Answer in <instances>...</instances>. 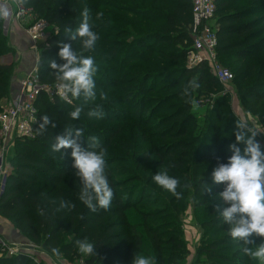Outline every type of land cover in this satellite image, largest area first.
Returning <instances> with one entry per match:
<instances>
[{"label": "trees", "instance_id": "1", "mask_svg": "<svg viewBox=\"0 0 264 264\" xmlns=\"http://www.w3.org/2000/svg\"><path fill=\"white\" fill-rule=\"evenodd\" d=\"M242 1L247 0H215V19L218 26L216 51L221 65L229 60H234L237 64L246 60L254 61L255 65L262 61L263 73L258 80L260 82L245 87L246 74L236 71L238 75L235 76L236 84L240 85L244 96L260 104L264 102V17H254L261 11L264 12V0H255L254 5L242 10L234 9V3ZM82 2L85 0H26L24 3L26 7L34 9L37 19L45 20L53 27L52 33L48 32L46 47L38 60V71L44 84L46 80L57 82L53 70L49 67V61L63 63L58 56L60 44L72 43L74 48L80 42L71 41L65 33V28L75 29L79 26L82 20L83 10H79ZM96 2L98 5L89 9L93 15L89 20L98 25L95 28L98 35L97 46L90 53L84 54L92 56L97 66L94 76L95 91L102 89L103 92L114 95L123 94L124 89L130 88L127 94L130 95L128 98H131L128 102L130 106L123 113L124 117H134L137 116L133 113L136 106H140L141 113L145 112L143 100L135 98L166 93V88H147L152 78L149 74L152 75L154 69L156 72H159V69L167 70L162 76L168 79L166 85L169 87L171 84H177L173 88V94L156 106L154 115L164 111L171 112L164 121L145 130L143 136L151 138L155 135V139L159 138V141L154 139L152 142L155 157L158 159L157 164H153L156 170L167 165L166 159L175 162L174 164H182L181 155L188 151L192 153L182 158L185 162H189V157L193 160L190 162L192 165L186 178L195 189L192 200L204 205L209 199L219 196L223 190L222 184L213 183L211 173L218 163H226L232 152L230 149L222 151L223 146L219 144L220 137L218 127L216 128L217 123H220L217 119L218 112L208 117L207 125L198 128L202 132L200 135L194 132L192 105L183 95L185 87L193 78L200 84L195 92L212 90L220 83L207 63L193 68L185 67L192 45L191 0ZM110 2H115L116 5L112 6ZM119 2L126 3L120 6L117 5ZM105 7H115L117 14L97 16ZM114 22L115 27H111ZM140 23L149 28L146 33L140 28ZM136 29L143 33L135 34ZM102 30L107 32L99 34ZM130 37L133 38L132 43H128ZM152 44L154 48H151ZM140 50L148 56L141 55ZM7 57L16 62L4 60ZM18 58V51L10 44L5 19H0V113L6 108L3 102L12 99ZM172 65L181 67L179 73L169 70ZM104 84L108 85L107 88ZM46 96L41 94L36 102L37 122L32 126V136H17L15 139L14 155L10 159L12 169L8 172L0 196V215L8 219L22 237L49 253H52V248H58L59 253L71 261L81 260L85 264H131L134 253H141L154 257L156 264H181L185 257L180 241L174 236H167V223L173 214L170 209L176 210L173 203L177 198L154 183V186H150L148 181H138L139 177L132 178L128 175L138 169L140 162L127 161L128 147H124L125 156L124 153L121 156L116 152L121 132L120 121L115 131L103 127L106 120H114L113 115L117 116L118 111L106 104L91 103L84 106L79 119L73 120L69 113L84 103L83 98L69 104L59 96L52 99ZM97 106H100L103 112L106 111L102 119L88 115V112ZM45 114L56 127L49 125L47 130L40 134L38 126ZM122 117L123 115L120 119H123ZM136 120L141 122V117L137 116ZM167 123L171 125L165 129ZM65 127L84 130V136L78 141L82 147L87 149L91 143L90 138L95 136L100 146L106 149V175L114 191V198L108 209L97 208L93 212L79 200L80 181L74 175L72 150L63 149L60 153L52 151L55 137L64 134ZM210 134L213 136L210 137ZM144 161L149 163L150 158L146 155ZM196 163H201V167L198 168ZM178 168L181 167L177 165L172 171L182 176L176 170ZM178 180L180 182L181 178ZM145 182L147 185H144ZM128 184L131 186H127ZM204 184L211 186V192L202 191ZM177 191H180L179 187ZM61 200L74 204L75 208H61ZM223 206L227 205L223 203ZM220 223L216 229L223 235L210 241L204 248L207 258L204 264H264L258 259L244 255L241 243L229 236V226L224 220ZM173 232L180 235L176 226L173 227ZM84 238L94 243L95 254L82 255L78 252L75 241ZM253 239L257 245L264 243V238ZM0 264L36 263L24 254H19L12 258L0 259Z\"/></svg>", "mask_w": 264, "mask_h": 264}, {"label": "rangeland", "instance_id": "2", "mask_svg": "<svg viewBox=\"0 0 264 264\" xmlns=\"http://www.w3.org/2000/svg\"><path fill=\"white\" fill-rule=\"evenodd\" d=\"M114 3V4H113ZM126 2H119L117 5H123ZM112 6L116 5L115 2H110ZM255 4V0H247L242 1L239 3H234L233 7L234 9H245ZM98 5V2L96 0H85V2H82V7L79 9L84 10L85 8L88 9L89 17H92V13L89 11L91 7H96ZM107 4L105 3V6ZM129 6V5H128ZM138 8V7H136ZM115 7H105L100 12H98V15L104 14L105 17L107 15H115L117 12L115 11ZM262 10V9H261ZM264 17V12L261 11L257 15H255V19ZM133 18V17H131ZM39 20V19H36ZM41 20V19H40ZM91 20V19H90ZM89 20L90 25L92 26V30L96 33L95 28L98 26L95 23H91ZM45 21V20H43ZM46 22V21H45ZM16 25H19L23 31L25 32V26H22L23 24L13 23ZM13 24L9 25V30L13 27ZM140 28L143 29V32L146 33L149 28L147 29L142 25L141 23ZM111 27H115L114 24L110 25ZM8 28V26H6ZM52 26H49L47 29V33H52ZM156 28V27H153ZM139 29H136L134 32L135 34H141L143 32H138ZM9 31H7L8 33ZM107 30H102L99 32V34H105ZM26 34V32H25ZM49 34H47L48 36ZM28 37V35L26 34ZM133 38L130 37L128 40V43H132ZM27 42V41H26ZM26 44V43H25ZM26 45H29V51H31V56H33L34 59H37L36 53H35V47L32 46L27 42ZM39 56L42 50L46 47V42L41 41L37 45ZM97 45L95 44L94 48ZM155 46L152 44L151 48H154ZM15 48V47H13ZM17 50V49H16ZM74 50L79 52L81 50V42H79L75 47ZM91 51L84 52L83 54L90 53ZM193 52L192 47L190 46L189 53ZM140 54L143 56H148V54L144 53L143 50H140ZM13 57V56H12ZM153 57H151L152 59ZM262 58H264V54L262 55ZM14 59V58H13ZM21 66L26 67L24 62H28L30 64V56L29 53H24V56L22 58L21 56ZM4 60L8 61H15L12 60L10 57L5 58ZM16 62V61H15ZM18 63L20 64V59L18 58ZM180 65V64H179ZM19 66V65H18ZM147 64L145 65L146 69ZM181 66V65H180ZM222 66L229 70L233 75L234 79L233 81L227 83V84H221L219 83L217 87L213 88L212 90L206 91V92H193L192 93V99L196 101L197 106L194 108L192 106L191 114L194 117V122L192 124V127H195L194 132L196 134H201L202 132L199 131L198 128L203 127L208 124V117L215 112H218L217 119H219L220 123H217L216 128L218 127L219 137L220 141L219 144L223 146V150H228L229 145L235 143V130H236V122L239 120H245L248 123L249 128L252 131H255L258 133L256 139L261 144L262 149H264V102L263 103H255L252 99L246 98L243 93V91L240 90V85L236 84L235 76L237 77L238 73L236 71H242L244 72L247 78V81H245L244 86L254 84V82H260L258 80L261 79V75L263 71L261 70L262 61H259L258 65H255L254 61H243L241 64H237L234 60H229L227 63H222ZM143 67V66H142ZM182 67V66H181ZM181 67H178L177 65H172L169 70H173L176 73H179V70ZM187 68H193L189 58L187 60V63L185 65ZM18 70V69H17ZM163 70V69H162ZM156 72V69L152 71L149 74L151 76V80L149 81L147 88L155 87L158 90L160 88H166V93H163L161 95L158 94H151L146 95L145 97H137L135 99H141L144 102L145 106V112L141 113L140 106L135 107L133 110V113L137 116L141 117V122H137L136 117H124V113L126 109L129 108L131 98H128L127 95L130 88L124 89L123 94H114L111 95L110 92H104L107 95V99L103 100L100 98V93L103 92L102 89H99L96 91L97 97L94 102L91 103H102L109 105L110 108L117 110L118 114L113 115V121L106 120L103 124V127L105 128H111L113 131H115L116 126L120 127V135L118 136V148L116 149L121 156H125L124 147H128V155L127 161L129 163L137 162L139 161V167L134 172H130L128 175L134 178V176L139 177L142 181L143 179L145 181H148V184L150 186H154V181L152 180L153 175H155L158 171L156 168H153V164H157L158 159L155 157V151H153V140L156 138L153 135L151 138L143 136V133L145 130H148L149 127L156 126L160 121H164L166 119V116L170 114L171 111H164L163 113H159L158 115H154V111L156 106L159 103H163L164 99L173 94V88H175V84L166 85L167 84V78H162V76L165 74L164 72L167 70ZM164 73V74H163ZM18 73L16 71L15 77ZM14 77V78H15ZM24 76H21V78L18 77V81H20ZM171 81L169 82V84ZM46 86L49 88L50 92L46 96L48 99H52L53 93H56V87L55 85L58 84V82H51L49 80H46L45 82ZM106 84H104V87L107 88ZM181 86V85H180ZM179 88V87H178ZM60 97V95H57ZM146 98V99H145ZM115 100V101H114ZM113 103H110L112 102ZM142 102V101H141ZM10 101H4L3 106L7 107ZM73 103V102H72ZM3 107V108H4ZM166 108V106L164 107ZM6 109V108H5ZM166 110V109H164ZM106 115V111L104 112ZM115 113V112H113ZM123 115V119H120V116ZM171 125V123H167L164 128H168ZM210 137L213 135L210 134ZM231 138V140H230ZM228 139V140H227ZM104 141V140H103ZM155 141H159V138L155 139ZM162 141V140H160ZM163 142V141H162ZM159 143V142H157ZM156 143V144H157ZM208 144H214V143H208ZM211 146V145H209ZM238 147L243 148V145L238 144ZM194 150V147H193ZM192 150V152H193ZM189 153L182 154L180 157V162L182 164H174L171 160L166 159V166L164 168H167V171L170 176L179 179V189L181 193L180 199H175V202L173 203V206H175L176 210L170 209L172 214V219L168 221L167 223V236L171 237L174 236L176 239L180 241L182 254H184V259L182 260L181 264H204L207 261L206 255L204 253V248H206L210 241L215 240L219 238L223 233L221 231H217L216 228H218V224H221L220 221H223L220 213L222 212L223 208V201L220 198V196H217L216 198L209 199L204 205L198 204L197 202L192 200V195L194 192V187L191 185L190 181L187 180L186 176L190 172V168L193 162L192 157H189V162H185L183 157H186ZM14 155V150L11 148L9 152L5 155V167L7 169V173L11 171L12 167L10 165V159ZM146 155L150 158V162L146 163L144 161ZM192 155V153H191ZM194 156V155H193ZM131 160V161H130ZM197 167H201V163H196ZM179 165L181 168H178L180 175H176L172 170L175 169L176 166ZM125 168V165H123ZM210 166V165H209ZM174 174V175H173ZM201 176V175H199ZM155 184V183H154ZM144 185H147L145 182ZM127 186H131V184H128ZM172 222V223H171ZM169 226V227H168ZM171 226V227H170ZM176 226V230L180 232V235L175 234L173 232V227ZM8 246L12 248H16L17 252L19 254H24L29 260H32V262L36 264H85L81 260H74L71 261L68 258L64 256V254L60 253L58 256L49 253L45 251L41 246L36 245L35 243L29 241L27 238L22 237L18 231H16L11 224V222L0 215V259H5L2 253L3 247ZM248 257V256H247ZM246 257V258H247ZM7 259V258H6ZM83 262V263H81Z\"/></svg>", "mask_w": 264, "mask_h": 264}, {"label": "clouds", "instance_id": "3", "mask_svg": "<svg viewBox=\"0 0 264 264\" xmlns=\"http://www.w3.org/2000/svg\"><path fill=\"white\" fill-rule=\"evenodd\" d=\"M15 3L23 5L26 0H15ZM81 15L82 20L78 27L65 28V33L71 41L81 42V50L79 52L74 50L72 43H61L58 56L63 63L49 61V67L53 70L58 82L61 99L71 104L74 100L83 98L84 103L76 106L69 113L73 120L79 119L84 106L94 102L97 97L94 80L97 66L92 56H86L83 53L94 49L98 35L89 23L88 9L85 8ZM8 17L7 4L0 3V19ZM199 87L197 79L193 78L183 91L187 102L194 108L197 104L192 99V93ZM100 98L106 100L107 95L101 92ZM88 115L102 119L105 113L100 106H97L91 109ZM49 125L52 128L56 127V124L52 123L49 116L45 114L41 117L38 126L39 133L43 134ZM257 135L258 133L249 128L247 121L243 119L237 121L236 142L229 145L232 155L226 163H218L211 173V178L214 184L223 185L219 196L227 206L223 208L220 215L229 226L227 230L229 236L241 243L244 255L264 262V243L257 245L253 239V237L264 238V149L257 141ZM83 136L82 128L65 127L64 134L55 137L52 151L60 153L63 149L72 150L74 175L80 181L79 200L93 212L97 208L108 209L114 198V191L106 175V149L100 146L95 136L90 138L91 143L87 149L82 147L78 141ZM238 144L243 145V148L238 147ZM152 179L160 188L170 192L177 199L181 198V193L177 191L180 182L170 176L166 168L158 171ZM202 191L211 192V186L204 184ZM60 207L71 210L75 208V205L61 200ZM253 245L255 247H252ZM75 246L82 255L95 254V245L87 238L76 240ZM51 251L57 256L60 254L58 248H52ZM131 264H156V260L154 257L134 253Z\"/></svg>", "mask_w": 264, "mask_h": 264}, {"label": "built area", "instance_id": "4", "mask_svg": "<svg viewBox=\"0 0 264 264\" xmlns=\"http://www.w3.org/2000/svg\"><path fill=\"white\" fill-rule=\"evenodd\" d=\"M193 25L191 31L193 52L188 54L192 66L207 63L212 73L221 84H227L233 80V74L225 69L218 60L217 46V23L215 0H191ZM6 3L9 8V17L5 19V29L9 31V25L13 23L23 24L25 32L35 47L36 63L32 70L19 82V90L6 107L0 113V196L3 193L7 169L4 165L5 155L14 148L17 136L31 137L32 126L37 122L36 102L41 94L48 95L50 90L41 81L38 71L39 52L36 46L39 42L46 41L49 24L43 20H36L33 8L19 5L15 0H0ZM8 26V28L6 27ZM56 93L59 95V89ZM54 97V96H53ZM4 258H12L19 255L16 248L4 246L2 250ZM83 263V262H81Z\"/></svg>", "mask_w": 264, "mask_h": 264}, {"label": "crops", "instance_id": "5", "mask_svg": "<svg viewBox=\"0 0 264 264\" xmlns=\"http://www.w3.org/2000/svg\"><path fill=\"white\" fill-rule=\"evenodd\" d=\"M9 34V40H10V44L15 47V49H17L18 51V56L20 57V64L18 66V77L21 78V76H25L26 74H28L32 68L34 67L35 63H36V59L33 58V56H31V51H29V45H26L27 42L32 46V42L29 39V37L26 36L25 32L23 31V29L16 24H13V27L9 30L8 32ZM27 41V42H26ZM26 43V44H25ZM29 53L30 56V64L28 62H24L26 67H22L21 66V56L23 58L24 53ZM11 58V57H10ZM10 61V60H8ZM18 77H15L14 82H13V94H11V97H13L14 95H16L17 91L19 90V82L18 81Z\"/></svg>", "mask_w": 264, "mask_h": 264}]
</instances>
